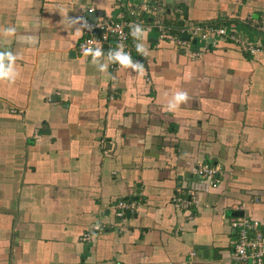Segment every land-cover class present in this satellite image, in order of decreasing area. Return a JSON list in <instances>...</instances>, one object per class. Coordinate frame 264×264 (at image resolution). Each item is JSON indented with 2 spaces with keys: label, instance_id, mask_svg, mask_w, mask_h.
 Wrapping results in <instances>:
<instances>
[{
  "label": "crops",
  "instance_id": "crops-1",
  "mask_svg": "<svg viewBox=\"0 0 264 264\" xmlns=\"http://www.w3.org/2000/svg\"><path fill=\"white\" fill-rule=\"evenodd\" d=\"M143 5L147 38L127 54L142 72L106 44L78 54L87 12ZM155 16L264 39V0H0V51L17 56L0 81V264H250L232 259L230 219L264 231V53L219 37L176 48ZM199 163L219 167L216 187ZM120 202L135 209L119 217Z\"/></svg>",
  "mask_w": 264,
  "mask_h": 264
},
{
  "label": "built area",
  "instance_id": "built-area-1",
  "mask_svg": "<svg viewBox=\"0 0 264 264\" xmlns=\"http://www.w3.org/2000/svg\"><path fill=\"white\" fill-rule=\"evenodd\" d=\"M146 9L143 5L138 9L130 10L128 16L123 14L117 15L114 21H107L104 19L96 20V22L85 21L82 27L83 39L77 46L78 54L86 56L91 52L85 54V49L92 48L94 52L97 47L102 48L107 45L110 50V57L115 61L116 53L128 54L129 42L135 36L132 31L135 27L141 30L147 27L144 18L140 17L139 12ZM156 17V16H155ZM153 18L151 24L159 31V40L172 43L176 48L183 49L189 47L191 40L199 39L208 41L215 39V37L228 39L231 43L236 44L240 49L250 55L264 53V39L250 41L242 39L233 25L224 26H208L203 24H186L179 28H173L164 24L160 17ZM261 30L264 31V20L261 21ZM260 30V29H259ZM260 30V31H261ZM187 36L189 41H185L183 37ZM113 39V44L109 40ZM22 111H20L21 113ZM13 113H16L13 111ZM193 175L199 181L208 184L212 188L220 183L221 171L217 166H209L204 163H199L194 167ZM178 206L182 209H187L190 205L185 198H176ZM115 207L122 212L117 213V216H123L125 210H134L135 204L118 203ZM230 225L236 232V241L233 246L232 259L235 262L250 264H264V231L261 229L259 223L249 217L237 216L230 219ZM88 235H84L82 240L87 241Z\"/></svg>",
  "mask_w": 264,
  "mask_h": 264
},
{
  "label": "clouds",
  "instance_id": "clouds-1",
  "mask_svg": "<svg viewBox=\"0 0 264 264\" xmlns=\"http://www.w3.org/2000/svg\"><path fill=\"white\" fill-rule=\"evenodd\" d=\"M5 35H12L15 32V28L8 27L4 30ZM148 29H144L143 31L139 27H135L132 31L133 36H140L141 38H147ZM137 51L140 53L147 54L145 49L141 46H137ZM91 52L94 58L100 57L101 52L100 48L97 47L95 51H92L91 47L85 49V54ZM17 59L16 54H13L9 50L0 51V81H7L9 84L13 83L16 79L17 72H13L15 67V61ZM115 61L119 63V65L124 67H133L139 68L142 72L143 68L139 64L133 65L131 63L130 57L127 54L116 53L114 56ZM103 70V69H102ZM188 100V95L186 92L179 90L173 95V99L171 102L167 104V110L172 111L177 108L180 104L185 103Z\"/></svg>",
  "mask_w": 264,
  "mask_h": 264
},
{
  "label": "water",
  "instance_id": "water-1",
  "mask_svg": "<svg viewBox=\"0 0 264 264\" xmlns=\"http://www.w3.org/2000/svg\"><path fill=\"white\" fill-rule=\"evenodd\" d=\"M87 17L89 18L90 22H95L96 21V13L95 12H87L86 13ZM186 40L188 39L187 36L184 37ZM195 45H196V41L193 40L192 41V48H195ZM238 216H242V213H238Z\"/></svg>",
  "mask_w": 264,
  "mask_h": 264
},
{
  "label": "trees",
  "instance_id": "trees-1",
  "mask_svg": "<svg viewBox=\"0 0 264 264\" xmlns=\"http://www.w3.org/2000/svg\"><path fill=\"white\" fill-rule=\"evenodd\" d=\"M177 24H179V22H176V23H169V26L175 28V27H177Z\"/></svg>",
  "mask_w": 264,
  "mask_h": 264
}]
</instances>
